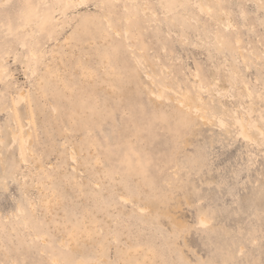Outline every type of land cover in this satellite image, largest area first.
<instances>
[{
	"label": "rangeland",
	"instance_id": "rangeland-1",
	"mask_svg": "<svg viewBox=\"0 0 264 264\" xmlns=\"http://www.w3.org/2000/svg\"><path fill=\"white\" fill-rule=\"evenodd\" d=\"M0 264H264V0H0Z\"/></svg>",
	"mask_w": 264,
	"mask_h": 264
}]
</instances>
